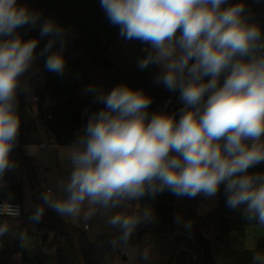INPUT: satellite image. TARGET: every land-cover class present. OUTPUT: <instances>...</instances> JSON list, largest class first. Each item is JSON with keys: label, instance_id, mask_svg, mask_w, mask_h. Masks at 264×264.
Segmentation results:
<instances>
[{"label": "clouds", "instance_id": "1", "mask_svg": "<svg viewBox=\"0 0 264 264\" xmlns=\"http://www.w3.org/2000/svg\"><path fill=\"white\" fill-rule=\"evenodd\" d=\"M100 7L120 37L150 46L142 49L146 55L138 66L159 67L155 82L179 93L181 114L179 119L167 112L150 115L152 98L125 84L107 93L85 89L104 107L88 116L68 146L70 172L55 189L41 193L42 204L29 219L39 223L47 206L96 235L117 230L110 240L116 247L127 245L141 224L156 221L153 208L140 204L144 197L170 191L177 197L212 198L223 184L226 205L243 206L245 220L264 226V173L249 172L264 163V34L249 22L245 4L100 0ZM39 20L40 13L17 0H0V37H6L0 39V182L17 166L11 153L20 135L18 95H31L22 77L33 65L39 42L13 33ZM65 35L52 20L41 26L40 36H51L41 53L47 54L45 69L60 75ZM58 40L60 50L51 51ZM11 197L0 203V215L20 216ZM175 219L182 222L179 215ZM10 230L7 221L0 222V237ZM19 238L27 246V233ZM252 261L264 264V252H253Z\"/></svg>", "mask_w": 264, "mask_h": 264}, {"label": "trees", "instance_id": "2", "mask_svg": "<svg viewBox=\"0 0 264 264\" xmlns=\"http://www.w3.org/2000/svg\"><path fill=\"white\" fill-rule=\"evenodd\" d=\"M32 12L40 13L35 26L25 25L16 29L13 35L25 41L38 39L34 51V62L30 68L42 82L32 85V93L37 96L36 112L52 142L70 146L83 128V116H90L104 107L93 102V94L86 92L89 87L103 89L105 93L115 86L125 84L134 90H143L152 98L148 111L151 115L157 109L169 113L175 107L180 116L183 107L178 92L168 91L155 82L159 73L156 65L139 68V61L146 55L142 49L150 47L138 40L118 42L119 28L110 24L100 7V0H17ZM230 3L243 2L249 22L257 23L264 34V0H229ZM45 20H52L66 30V44L63 48L65 70L63 75L45 69L47 54H41L51 36H40ZM6 37H0L4 39ZM116 48L118 49L116 52ZM60 50L59 40L51 51ZM159 69V67H158ZM103 74V75H97ZM210 77H205V81ZM223 77H221V83ZM18 112L21 117L18 143L11 153L16 167L9 169L3 177L7 184L1 199L22 203L24 199V179L32 188L35 178L34 159L23 152L22 145L40 143V134L34 120V108L27 95H18ZM87 110V111H85ZM249 172L264 173V163L250 168ZM36 187V186H35ZM38 191L32 192L36 205L42 204ZM217 206L200 216L197 208L203 197H177L170 191L157 195L154 199L144 197L140 204L153 208L156 221L141 224L133 233L128 244L147 263L154 250L165 244L174 264H200L207 253L215 264H253V252H264V236L258 237L253 248L244 241V230L257 225L243 218L242 209H230L225 203L224 185L217 194ZM32 211L22 210L20 216H0V222L7 221L10 232L0 237V264H114L115 258L122 255L126 245L113 247L110 240L115 234H101L88 241L82 229L70 226L58 213L45 206L39 223L29 219ZM182 222H176V216ZM190 223L189 227L185 224ZM264 228V226H263ZM42 231L40 248L33 258L25 256V247L19 233L27 237ZM147 252L148 258L143 254ZM20 254L19 262L9 258Z\"/></svg>", "mask_w": 264, "mask_h": 264}, {"label": "rangeland", "instance_id": "3", "mask_svg": "<svg viewBox=\"0 0 264 264\" xmlns=\"http://www.w3.org/2000/svg\"><path fill=\"white\" fill-rule=\"evenodd\" d=\"M121 38L122 37H120V35L118 34L117 36L118 42ZM117 50L118 49L116 48L115 52ZM97 75H103V74H97ZM23 80L28 81L32 94V85L34 83L42 82V76H38L34 71L30 69L29 72L26 73L24 77H22V81ZM27 97L30 100L31 95H27ZM33 117L37 124L41 123L35 109H34ZM31 150L37 156L36 165L38 163L41 164V169H39L36 172V176L32 181V187H33L32 192L38 191L40 193L39 188L37 189L35 187V185L37 184L36 181L38 182L39 179H44L46 182V186L48 188L55 189L57 181H59L60 179H65L71 170L70 162L68 159L69 156L68 146L58 145L55 148L52 144L47 143L44 148L40 149L37 146H32ZM37 168L38 166H36V170ZM28 185H26L27 187L24 188V199L23 202L21 203L24 211H31L35 207L33 199L31 198V187ZM200 196L203 197V200L198 205L197 213L200 216H203L217 206L218 198L217 195L212 198L204 197L202 194ZM242 208L243 206H241V208L238 210H241ZM58 216L64 221H66L70 226L82 229L83 226L82 222H78V221L74 222L70 218L64 219L59 214ZM91 223H93V225L95 226L97 222L92 221ZM83 232L88 241H93L98 236L95 234L94 230L91 231L84 230ZM115 233H118V231L115 229H107L102 234H115ZM262 236H264L263 226L251 225L245 228L244 230V241L248 248H253L256 239ZM27 238H28L27 246H26L27 255L30 256L33 252V245L39 242L40 240V235L38 233H35ZM123 253L126 256V259H121V255H120L115 258L114 264H174L173 259L170 257L169 250L165 244L158 246L154 250L152 258L147 263L141 261L139 252L131 244H127L124 247L122 254Z\"/></svg>", "mask_w": 264, "mask_h": 264}, {"label": "crops", "instance_id": "4", "mask_svg": "<svg viewBox=\"0 0 264 264\" xmlns=\"http://www.w3.org/2000/svg\"><path fill=\"white\" fill-rule=\"evenodd\" d=\"M85 116L88 118V116L85 114ZM40 122H41V120H40ZM36 125H37V128H38V131H39V134H40V143L39 144H31V145H22V149H23V152L26 154V155H30V156H32L33 157V159H34V164L36 165V160H37V156H36V154H34V152L31 150V147L32 146H37L38 148H44L45 146H46V144L47 143H50V144H52L55 148L58 146V145H56V144H54L53 142H52V138H51V136H50V134L49 133H47L45 130H44V128H43V125H42V122L40 123V124H37L36 123ZM36 166H38V168H37V170L35 169V176H36V172L39 170V169H41V164H37ZM0 183H3V184H5L6 186H4V187H0V198H1V195L4 193V191H5V189H6V187H7V184L6 183H4V182H0ZM36 183H37V181H36ZM29 183H28V180H27V178H25L24 179V188L25 187H27L26 185H28ZM37 185V184H36ZM35 185V186H36ZM29 186V185H28ZM30 190V189H29ZM203 195V194H202ZM204 196V195H203ZM205 197V196H204ZM31 198H32V190H31ZM204 200H205V198H204ZM34 202V201H33ZM34 205H35V203H34ZM34 209V208H33ZM31 211H33V210H31ZM40 236H41V233H42V231H39V232H37ZM25 247V256L26 257H28V258H33V256H34V254L39 250V248H40V240H39V242H37V243H35L34 245H33V252H32V254L30 255V256H28L27 255V247L26 246H24ZM19 258H20V254L18 253V254H15V255H13V256H11L10 258H9V260L10 261H12V262H15V263H18L19 262Z\"/></svg>", "mask_w": 264, "mask_h": 264}, {"label": "built area", "instance_id": "5", "mask_svg": "<svg viewBox=\"0 0 264 264\" xmlns=\"http://www.w3.org/2000/svg\"><path fill=\"white\" fill-rule=\"evenodd\" d=\"M156 69L159 70L157 65H156ZM159 71H160V70H159ZM37 99H38L37 96H35V95L32 93V94H31V97H30V102H31V104H32V106H33V108H34L35 110L37 109V107H36ZM155 112H163V109H157ZM43 128H44V126H43ZM44 130H45V128H44ZM45 131H46V130H45ZM70 166H71V165H70ZM36 188H37V189L39 188L40 193L44 192L46 189H49V188L46 186V182H45L44 179H39V181L37 182ZM4 201H6V200L0 198V203H3ZM9 202H10L11 204H13V205H18L19 208H20V213L22 212L23 208H22V204H21V203H19V202H14V201H9ZM0 216H10V215H0ZM10 217H17V216L12 215V216H10ZM82 227H83V230H85L84 226H82Z\"/></svg>", "mask_w": 264, "mask_h": 264}, {"label": "water", "instance_id": "6", "mask_svg": "<svg viewBox=\"0 0 264 264\" xmlns=\"http://www.w3.org/2000/svg\"><path fill=\"white\" fill-rule=\"evenodd\" d=\"M178 112V108L175 107L172 111H170L168 114H177ZM87 121H88V118L84 115L83 116V120H82V123H83V127L86 126L87 124ZM121 259H126V256L125 254L123 253L121 255ZM200 264H215L214 261L212 260V258L207 254V253H204L203 255V258H202V261Z\"/></svg>", "mask_w": 264, "mask_h": 264}]
</instances>
